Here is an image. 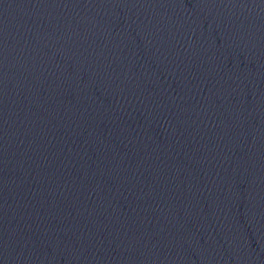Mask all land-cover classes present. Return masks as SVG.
<instances>
[{
    "label": "water",
    "instance_id": "1",
    "mask_svg": "<svg viewBox=\"0 0 264 264\" xmlns=\"http://www.w3.org/2000/svg\"><path fill=\"white\" fill-rule=\"evenodd\" d=\"M0 264H264V0H0Z\"/></svg>",
    "mask_w": 264,
    "mask_h": 264
}]
</instances>
